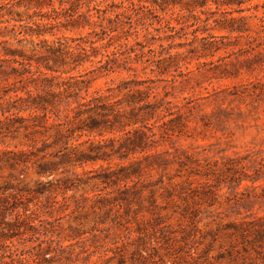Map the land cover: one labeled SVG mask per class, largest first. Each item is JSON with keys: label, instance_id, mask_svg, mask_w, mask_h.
Instances as JSON below:
<instances>
[{"label": "rangeland", "instance_id": "374dc122", "mask_svg": "<svg viewBox=\"0 0 264 264\" xmlns=\"http://www.w3.org/2000/svg\"><path fill=\"white\" fill-rule=\"evenodd\" d=\"M10 1L14 0H0V5ZM113 1L152 8V0L107 3ZM240 8L219 6L210 0L204 12H195L196 19L177 8L171 23L175 29L169 27L172 11L146 12V25L132 12L131 32L138 35H132L124 49L130 61L115 73L93 81L91 92L114 88L112 93L118 96L116 87L125 78L147 80L146 86H154V94L171 110H164L167 116L158 123L151 121V125L156 123L159 139L167 131L152 152L158 150L169 161L162 167L146 168L144 175L133 176L120 187L100 191L104 185L96 176L102 173V166L129 167L144 156L121 159L109 143L93 151L96 159L77 170L85 180L91 178L90 182L67 195H76L82 201L101 193L116 206L115 210L103 214L98 223L93 222L95 215L90 212L81 220L75 218L77 212L57 222L63 235L70 234V226L80 230L95 226L96 230L64 241L58 248L62 261L53 264H264V244L260 255L254 250L249 254L245 248L252 247L241 235L242 222L264 217V27L255 17L242 27L247 28L244 31L228 27L233 17L264 16V0H250L242 6L250 10L237 11ZM236 21V26H242ZM80 33L63 31L59 35ZM11 46L19 44L12 41ZM171 60L180 68L160 73L159 65ZM95 66L88 63L82 71ZM119 98L122 95L113 100ZM115 136L120 138L122 134L116 132L105 138ZM24 140L20 132L6 144L0 142V150L23 148ZM48 178L39 176L31 164L18 169L0 166V189L7 183L33 189L38 180ZM40 200L45 201L43 197ZM58 200L59 205L64 204L62 194ZM74 200H69L71 209L67 213L76 206ZM58 214L55 212L56 217ZM8 244L15 250L16 261L12 263L6 253L2 264H33L37 243L15 240ZM21 259L26 261L19 263Z\"/></svg>", "mask_w": 264, "mask_h": 264}, {"label": "trees", "instance_id": "16d2710c", "mask_svg": "<svg viewBox=\"0 0 264 264\" xmlns=\"http://www.w3.org/2000/svg\"><path fill=\"white\" fill-rule=\"evenodd\" d=\"M212 1L219 6L238 5L239 12L250 10L242 8L250 0ZM107 2L14 0L0 5V142L6 144L8 138H17L20 132L25 139L23 148L0 150V166L5 164L18 169L31 164L39 176L49 177L46 181L38 180L33 189L12 183L1 187L0 250L4 249L5 253L0 254V264L6 253L12 263L16 261L15 250L8 244L15 240L37 243L33 264L62 261L58 248L64 241L77 240L96 228L80 230L70 226V234L63 235V231H58L57 222L72 218L77 212L79 215L75 218L81 220L90 212L95 215L93 222L98 223L103 220V214L109 215L115 210L116 206L108 197H101V193L96 198L84 197L82 201L76 195H67L90 182L91 178L85 180L77 170L95 160L97 156L93 151L103 149L106 143L121 159L138 154L144 159L139 158L129 167L118 169L102 166V173L96 176L104 185L100 191L109 186L120 187L133 176L144 175L146 168L162 167L169 161L158 150L152 152L158 149L167 133L162 132L159 139L155 124L167 116L162 113L164 110H171L158 94H154L155 87L146 86L147 80L125 78L116 87L122 98L113 100L118 97L112 93L114 88H108L107 92L100 89L91 92L92 83L99 77L115 73L130 61L124 49L129 46L130 37L138 35L131 32L135 12L146 25V12L155 13L156 9L168 14L172 11L169 27L175 29L171 23L176 19L177 8L186 10L196 19L195 12L198 9L204 12L210 0H152V8L146 5L137 8L135 3L126 6L124 1ZM116 9L125 10L117 12ZM157 17L162 20L160 15ZM252 17L260 20L264 27V16L258 15L233 17L228 27L231 31H244L247 28L242 27ZM236 20L242 22V26H236ZM86 29L87 35H83ZM63 31L81 33L78 36L59 35ZM12 41L19 46H11ZM88 63L96 66L82 71ZM173 67L180 68L171 60L165 66L159 65V71L164 75ZM152 120L156 123L151 125ZM164 124L167 123L160 126ZM116 132L122 136L105 138ZM60 194L64 199L62 205L58 200ZM41 197L45 201H41ZM71 198L75 199L76 206L67 213L71 209ZM55 212L59 213L58 217ZM241 228V235L252 247L247 246L246 251L254 250L260 255L264 244V217L242 222ZM25 261L18 260L19 263Z\"/></svg>", "mask_w": 264, "mask_h": 264}]
</instances>
